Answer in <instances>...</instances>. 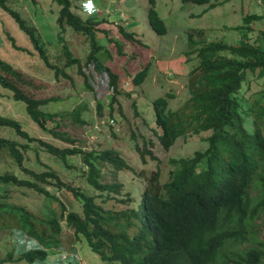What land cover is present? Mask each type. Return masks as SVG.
Returning <instances> with one entry per match:
<instances>
[{
  "label": "trees",
  "instance_id": "trees-1",
  "mask_svg": "<svg viewBox=\"0 0 264 264\" xmlns=\"http://www.w3.org/2000/svg\"><path fill=\"white\" fill-rule=\"evenodd\" d=\"M8 1L0 0V9L15 21L54 76L69 78L63 68L49 61L41 36ZM51 1L59 8L58 27L84 37L91 48L82 64L63 45L57 62L61 63L64 58V67H77L85 89L91 93H95L89 83L92 78L84 69L92 66L97 75L106 76L112 92L107 108V121L112 129L116 122L113 104L118 103L119 77L107 66L111 60L109 51L101 53L104 47L99 43L98 34L103 21L93 14L83 18L73 11L71 0ZM181 1L206 5L211 10L223 0ZM149 3V25L158 36H163L164 22L153 9L154 1ZM262 18L244 16L242 26L232 28L241 32L232 44L208 42L202 30L188 34V50L184 55L192 65L186 77V99L176 109L169 107L168 99L174 97L171 94L153 100L155 128L152 133L164 151H169L176 139L190 136L199 137L207 148L195 152L192 158L169 160L164 183L160 179L166 168L158 165L151 172L138 174L144 178V188L136 205L132 204L130 194L125 193L119 178L122 172L135 173L127 158L112 148L85 151L76 146L77 140L66 130L69 125L86 124L83 113L88 111L87 104L66 112L45 111L49 103L58 99L27 95L23 89L30 88V82L0 57V89L10 93L13 101L24 104L27 118L37 128L65 145L60 147L31 137L20 122L0 114V128L11 130L21 140L0 137V154L6 153L21 173L0 172V235L18 236L15 242L27 239L33 244L27 251L17 246L5 247L0 264L61 261L59 256L65 253L64 228L71 230L75 243L85 242L92 255L104 264H264V45L251 42L249 36L253 29L251 23ZM118 32L124 40L139 44L134 34L123 27H118ZM10 41L17 48L14 39ZM108 41L122 55L123 45L113 39ZM147 75L148 66L137 73H127L129 84L139 87ZM254 83L259 90L253 91ZM96 108L99 117L104 115L100 102ZM118 113L128 124L130 137L135 142L134 152L141 164L157 161L153 142L144 141L143 146L136 143L120 107ZM135 115L138 116L137 111ZM112 137H116L114 132ZM29 151L34 154V164L42 170L26 165L30 162ZM41 153L66 170L79 169L76 179L83 187L66 181L57 170L44 164ZM71 159H77L80 168ZM9 188L41 196L44 204L33 211L12 203L7 193ZM62 192L72 195L78 210L59 200L57 195ZM111 201L125 208H105L104 204ZM52 256L55 258L51 261ZM66 260H62L64 264H77L70 257Z\"/></svg>",
  "mask_w": 264,
  "mask_h": 264
},
{
  "label": "rangeland",
  "instance_id": "rangeland-1",
  "mask_svg": "<svg viewBox=\"0 0 264 264\" xmlns=\"http://www.w3.org/2000/svg\"><path fill=\"white\" fill-rule=\"evenodd\" d=\"M71 1L73 11L83 18L93 14L98 20L103 21L99 26L98 34L101 37L99 43L104 47L101 53L106 54L105 50L109 51L111 60L107 66L119 77V94L116 95L118 103L113 104L116 122L112 124V129L107 121L108 100L112 92L107 88L106 76L97 75L92 66L84 69L85 74L92 78L89 83L93 86L95 93H91L85 89L77 67H64V58L61 63L57 62V58L62 56L63 45H66L82 64L85 63L91 48L84 37L76 35L70 29L62 31L58 27L56 18L59 8L51 0H9L8 5L19 12L28 25L36 29L45 44V53L49 61L63 68L69 78L62 75H59L58 78L54 76L53 71L46 67L15 21L1 9L0 57L18 69L30 82V88L23 89L27 95L38 99H58L49 103L44 108L45 111L50 113L66 112L82 103L87 104L88 111L83 113L86 124L81 127L69 125L66 130L72 138L77 140L76 146L85 151L112 148L127 158L129 164L134 167L135 173L122 172L119 174V178L125 186V193L130 194L133 198L132 204L136 205L140 201L144 188V178L138 174L145 171L151 172L158 165L160 168H166L165 173L162 170L160 179L161 183H164L169 169L167 164L169 160L189 158L195 151H204L207 147L199 137L190 136L186 140L177 139L170 150L165 152L157 144L152 133V129L155 128L152 101L171 94L174 97L168 99L169 107L176 109L186 99V77L192 65L186 61L184 55V52L188 50V34L202 30L203 38L208 42L223 41L232 44L237 42L241 34L232 28L242 26L244 16L258 15L263 18L251 23L253 29L249 36L251 42L264 45V3L262 0H223L214 9L207 10L206 5L182 3L181 0H153V9L166 28V33L163 36H158L148 22L149 0ZM118 27H123L126 32L134 34V40H137L139 44L124 40L118 32ZM102 31H106L107 34H102ZM10 39H14V45L19 49L13 46ZM109 39L116 40L123 45L122 55L117 53L116 46L109 43ZM145 66H148L146 80L141 86L132 87L129 84L127 73H137ZM252 87L253 91L259 90L256 83ZM98 102L104 106V115L101 117L97 114L96 105ZM119 107L131 125L136 143L143 146L144 141L151 140L153 142L152 151L157 157V161H151L147 165L141 164L134 152L135 142L130 137L131 132L128 129V124L123 118H120L118 113ZM135 111L138 116L135 115ZM0 114L20 122L22 129L31 137L60 147L65 146L37 128L27 118L24 104L13 101L10 93H6L2 89H0ZM112 132L115 133V138L112 137ZM0 137L21 142L19 138H15L11 130L4 128H0ZM32 146L36 147L35 144ZM27 155L30 162H27L26 165L34 170H42L34 164V154L29 151ZM40 159L44 164L57 170L66 181L83 187V183L76 179L79 169L66 170L61 164L43 153H41ZM71 163L80 168L77 159H71ZM3 171L16 172L21 175L6 153L0 154V172ZM7 193L10 196V202L25 206L33 211H38L44 204V199L41 196L31 192L9 188ZM57 197L67 207L78 210V204L70 193L62 192ZM112 206H115L116 209L125 208L124 205L117 204L115 201L104 204L105 208ZM57 211L59 212L58 208ZM17 237L0 235V256L6 253L5 247L11 249L17 246L21 251H27L33 247V244L27 239L15 242L16 239H19ZM72 241L71 230L64 228L62 246L65 253L59 256L61 261H53L49 264H64L62 260H66V258L68 260V257L75 259L77 264H104L97 256L92 255L85 242L77 244ZM54 258L52 256L51 261Z\"/></svg>",
  "mask_w": 264,
  "mask_h": 264
},
{
  "label": "clouds",
  "instance_id": "clouds-1",
  "mask_svg": "<svg viewBox=\"0 0 264 264\" xmlns=\"http://www.w3.org/2000/svg\"><path fill=\"white\" fill-rule=\"evenodd\" d=\"M92 15V14H91ZM107 88H108V83H107ZM179 139V138H178ZM187 139V138H186ZM186 139H183V140H186ZM177 140V139H176ZM175 143V142H174ZM204 144V143H203ZM174 145V144H173ZM207 148V147H206ZM206 150V149H205ZM204 150V151H205ZM201 151H203V150H201ZM165 152H167V151H165ZM195 152H197V151H195ZM195 152H194V154H195ZM194 154H193V156H194ZM193 156H191V158L193 157ZM190 158V157H189ZM169 162V161H168ZM168 164V163H167ZM143 184H144V179H143Z\"/></svg>",
  "mask_w": 264,
  "mask_h": 264
}]
</instances>
